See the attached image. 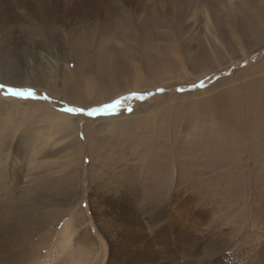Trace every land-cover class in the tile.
<instances>
[{"label": "rangeland", "instance_id": "374dc122", "mask_svg": "<svg viewBox=\"0 0 264 264\" xmlns=\"http://www.w3.org/2000/svg\"><path fill=\"white\" fill-rule=\"evenodd\" d=\"M190 1L0 0V126L30 135L4 151L0 203L42 178L78 183L75 204L39 212L63 215L25 264H264V0ZM248 19L259 34L240 41ZM116 56L118 83H101Z\"/></svg>", "mask_w": 264, "mask_h": 264}, {"label": "bare ground", "instance_id": "6f19581e", "mask_svg": "<svg viewBox=\"0 0 264 264\" xmlns=\"http://www.w3.org/2000/svg\"><path fill=\"white\" fill-rule=\"evenodd\" d=\"M256 1L258 2L259 0H256ZM190 2H192V0ZM247 2L248 3L254 2V4H256L255 0H249ZM247 2H245V4ZM252 7H254V6H252ZM184 9L185 8H181L180 10L177 11V17L176 18L178 19V21H180V19L183 18V14H185ZM254 11H256V13ZM254 11L253 12L256 15H258V17L261 16V20H264V8L263 7L254 9ZM255 14H253V15H255ZM232 20H234V18ZM253 24L254 23L252 22L251 19L242 20V21L237 23V30H239V32H240L239 34L241 35V37H239L240 41H242V39L246 40V39L250 38L251 32H253V34H255V35L259 34L256 32H259L260 29L255 30V28L253 27ZM254 25H256V24H254ZM219 28L221 29V27H219ZM82 45H83V43H82ZM126 46L128 48L132 47V46H128V45H126ZM211 48L215 51V53H217V54L219 53L220 49L218 50L217 47H215L214 45H212ZM162 50L163 51H161V53H158V56L161 58L162 65H168L169 66V64H171L173 66L172 58L174 55H176L177 50L173 49V46H170V45L166 48H163ZM112 51L115 53L114 49ZM203 54H205V53H203ZM129 56H130V58L135 57L134 52H132L131 55H129ZM119 57L120 56H116L113 58V60L111 61L113 66H108L110 61H107L106 64H108V65L105 64V65L101 66V69H100L102 71L100 73L101 74L100 78L102 79L101 83L105 84V82H109V84H112V86L114 84H116V82L118 81V75L120 74L119 73L120 71H118L119 69L118 70L116 69V66L122 64V61ZM169 57H170V60H168ZM161 69L164 70V68H161ZM13 75H17V74H13ZM21 78H22V75H21ZM106 84H108V83H106ZM112 86L109 85V87L114 89ZM136 86H137V88L138 87L142 88V84H141L140 80L136 81ZM115 89L112 91L110 90L108 95H111V94L113 95L115 92L119 91V89H116V90ZM5 101H3V103ZM7 103L10 104L9 106H5V108L7 110L12 111V112L16 111V112L21 113V110H17L14 105H11V104H16L15 102L7 101L6 104L5 103L4 104L7 105ZM3 109H2V106L0 104V112L3 111ZM32 111L33 112H31V111L24 112L23 111L21 115L27 116L30 113L35 112L34 110H32ZM36 112L37 113H35V115H37V116L45 113V112L43 113L42 111H41V113L39 111H36ZM49 116L52 119L58 121L57 125L59 124V125H62L63 127L66 126V122H67L66 116H64V115L60 116V114L58 115V114H54V113H50ZM11 126H9V127H11ZM252 128H253V126H252ZM6 129H7L6 125L0 126V162L4 161L5 160L4 158H6V156H3L4 151H6V152H7V150L11 151L14 146H17L19 149L22 146V144H25V146H27L26 144H28L30 142V135L29 134H27V133L22 134V136L20 138L14 140L16 135L13 134L12 132L6 131ZM68 129H69V131H71L69 133L70 136L75 134L73 129L71 130V128H69V127H68ZM249 129H251V128H249ZM254 132H255V129H254ZM256 132H257V130H256ZM97 133L94 134L92 132L91 127H87L86 137H87V139L88 138L93 139L95 137H98L99 134H97ZM87 139H85V140H87ZM88 142H90V141H88ZM77 143L78 142L76 139H72L68 143L69 147L67 149L68 150V155H67L68 157L67 158H69L70 161H74V160H72V157L75 156V154L77 152L76 148L79 149L78 146L76 145ZM13 144H14V146H13ZM89 154H90V152H89ZM24 155H26V156L28 155L27 150H26ZM34 155L32 157H34ZM27 159L32 160L33 158L28 157ZM101 163H102V161H101ZM74 173L75 172L65 175L60 182L57 181L58 183L52 181L51 180L52 178L39 179L36 182H32L31 184L27 185L26 187H23L22 191L17 190L18 193H20V194L17 196H14V198H12L13 195L9 194L8 199H6L7 203H5V205H1V203H0V254L2 255V258H5V260H7V264H25L28 262L31 263V262H35L36 260H40L42 258L41 254H40L41 252L39 250V247H37L39 241L38 242L35 241V238H36V236H38V234H40L42 231H44L43 229L48 228L49 226H51L54 223L53 219H55L59 216H62L63 213L56 215L55 211H52L51 213L46 212L47 214H44L41 218H39V212L41 211L42 208L43 209L44 208H49V209L54 208L56 205L59 204L61 199L66 201L67 204H70V205L75 204L76 201L71 199L72 191L76 190V188L78 187V183L76 182L77 181V178H76L77 174L76 173L74 174ZM6 175H8L6 170L1 169V167H0V184L3 181V179H5ZM61 182H62V184H61ZM7 188H8V186H7ZM157 188H159V187L154 188V193L155 192L156 193L161 192V187L159 189H157ZM2 199L0 198V201ZM3 200H5V199H3ZM80 203L82 204L83 201H81ZM77 221L80 222V219L77 216H74V223H77ZM51 222H53V223H51ZM68 236L70 237L71 234ZM87 242H88L87 238L82 236L80 238V244L79 245L82 246V245H84V243L87 244ZM31 244L36 245V246L34 245L33 252H30L31 249L28 250V247H29L28 245H31ZM200 254H202V253H200ZM200 254L198 253V251L194 252V255H196V256H198Z\"/></svg>", "mask_w": 264, "mask_h": 264}, {"label": "snow or ice", "instance_id": "6c2138e0", "mask_svg": "<svg viewBox=\"0 0 264 264\" xmlns=\"http://www.w3.org/2000/svg\"><path fill=\"white\" fill-rule=\"evenodd\" d=\"M4 87H5V85L0 84V88H4ZM7 91L12 95L20 96L23 98H29V97H33L35 95L34 92H32L30 90L29 91H21V90L14 89V88H8ZM117 103H119V102L117 101ZM67 111L79 112V111H81V109L68 108Z\"/></svg>", "mask_w": 264, "mask_h": 264}, {"label": "trees", "instance_id": "16d2710c", "mask_svg": "<svg viewBox=\"0 0 264 264\" xmlns=\"http://www.w3.org/2000/svg\"><path fill=\"white\" fill-rule=\"evenodd\" d=\"M104 109V108H103ZM98 109H93V110H90L88 113H94V112H96ZM105 110V109H104ZM94 114H96V113H94ZM93 114V115H94Z\"/></svg>", "mask_w": 264, "mask_h": 264}]
</instances>
